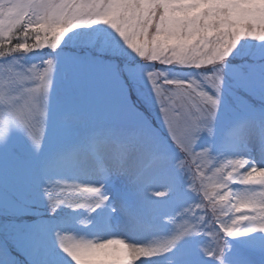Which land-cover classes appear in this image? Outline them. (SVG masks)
<instances>
[{
	"label": "snow or ice",
	"instance_id": "6c2138e0",
	"mask_svg": "<svg viewBox=\"0 0 264 264\" xmlns=\"http://www.w3.org/2000/svg\"><path fill=\"white\" fill-rule=\"evenodd\" d=\"M82 27L95 35L80 36ZM44 49L37 63L16 58ZM237 54L254 59L236 65ZM167 66L197 71L170 77ZM85 93L95 107L79 102ZM222 109L232 116L218 128ZM13 127L30 155L9 151ZM177 176L197 199L169 214L145 193L165 198ZM118 179L135 198L109 196L105 185ZM158 183L167 187L152 191ZM41 202L50 214L83 210L150 237L54 229L68 264H150L170 253L191 264L181 245L201 233L200 251L216 264H226L229 238L259 233L264 252V0H0V264H17L13 248L29 264H54L49 226L25 222Z\"/></svg>",
	"mask_w": 264,
	"mask_h": 264
},
{
	"label": "rangeland",
	"instance_id": "374dc122",
	"mask_svg": "<svg viewBox=\"0 0 264 264\" xmlns=\"http://www.w3.org/2000/svg\"><path fill=\"white\" fill-rule=\"evenodd\" d=\"M80 36L87 37L90 35H95V33H91L89 30L82 27L81 29L75 30ZM69 37H72V33H69L65 39L67 40ZM244 44V41H241ZM255 45V42H251V44H246L244 51L252 48ZM49 54L48 49L30 52L24 56L16 57L21 64L28 65L31 63H37L42 56H46ZM252 59L246 56H241L237 54L235 57L230 56L229 60L232 61L233 64L241 65L244 64L245 61L248 63L252 62ZM168 72L167 74L171 77L173 75L180 76H188L195 75V69L184 66H167ZM161 70H164L161 68ZM57 92L59 95L63 96L65 94V84L64 82H60L57 86ZM79 102L85 108L95 107L98 102L95 101L88 94H83L77 97ZM247 100L250 104L256 105L260 104L258 98L253 96H248ZM258 100V101H257ZM228 103L231 101L229 99ZM232 112L230 110L221 111L220 117L217 120V126L219 128L220 124L229 118H231ZM155 121V117H152ZM158 125V122L154 123V127ZM205 144H212V154L217 155L218 149L215 145V142L209 140L208 138H204L203 141ZM56 146L55 138H52L50 141H46L45 149L52 148L54 149ZM9 151L13 153H20L25 156L30 155V149L28 146L27 138L23 135L22 131L18 127H13L9 133ZM174 153L175 149H171ZM229 153H225L228 155ZM250 159H254L257 162L259 161V156L253 155ZM71 179V177H68ZM186 179V178H184ZM167 187L164 183L153 184L150 186L152 191L163 190V188ZM183 180L177 176L176 184L169 189V194L165 198H156L151 196L148 193H145V198L150 201H156L162 206V209L166 213H172L175 210L179 209L181 206H188L190 203H194L196 201V196L189 192L182 191ZM234 188H239L238 185H234ZM105 190L109 194V196L113 200H118L122 196L134 197V193L131 188L128 186L127 182L123 179H118L112 184L105 185ZM182 193V194H181ZM79 213L80 216L76 218L75 222H72L74 215ZM96 213L91 215L86 214L83 210H73L67 207H61L57 210L56 213L50 214L47 210V205L44 202H41L39 206H37V210L34 215L26 218V223L29 225L39 224V225H48L49 230L43 234L42 239L44 244L46 245L47 252L49 256L54 261V264H68V258L66 254L62 253L57 247L55 238L52 235V230L59 229L61 231L71 232L77 238L83 237L85 239H93L95 237H103L109 230L116 232L121 236H127L133 239H147L150 238L148 236H144L140 232L130 231L127 223L123 220H120L117 226V221L115 219L111 220L105 224H98L96 219ZM87 216L90 223L85 226L79 223V220L84 219ZM75 219V218H74ZM157 223L162 224V231L166 233L168 225L164 224L162 221L158 220ZM209 238L201 233L198 236L192 238L191 241L182 244L181 247L185 248L189 251L188 259L191 261V264H216V261L210 258H206L203 253L200 251V247L206 245L208 243ZM229 244L232 246L231 251L227 252L225 255L226 264H233L234 261L240 259H246L248 264H264V252L260 251L261 247V234L255 233L250 234L248 237H239V238H229ZM11 255L15 257L17 264H29V255L26 251L17 250L16 248L12 249ZM169 259L173 260V264H176L174 259V254H169L167 258L156 257L150 261V264H167ZM36 262L38 264L39 257H36Z\"/></svg>",
	"mask_w": 264,
	"mask_h": 264
}]
</instances>
